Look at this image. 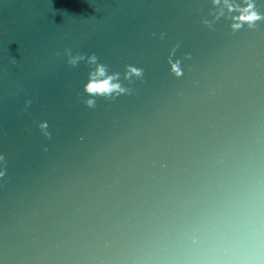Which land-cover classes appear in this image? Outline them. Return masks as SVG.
<instances>
[{
    "label": "water",
    "instance_id": "obj_1",
    "mask_svg": "<svg viewBox=\"0 0 264 264\" xmlns=\"http://www.w3.org/2000/svg\"><path fill=\"white\" fill-rule=\"evenodd\" d=\"M240 207L264 264V0H0V264H201Z\"/></svg>",
    "mask_w": 264,
    "mask_h": 264
},
{
    "label": "clouds",
    "instance_id": "obj_2",
    "mask_svg": "<svg viewBox=\"0 0 264 264\" xmlns=\"http://www.w3.org/2000/svg\"><path fill=\"white\" fill-rule=\"evenodd\" d=\"M255 239L240 207L226 222L197 227L185 238V243L199 246L204 254L201 264H245V257L255 254Z\"/></svg>",
    "mask_w": 264,
    "mask_h": 264
}]
</instances>
